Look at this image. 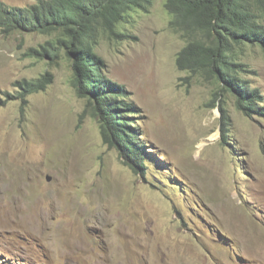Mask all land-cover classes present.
I'll return each instance as SVG.
<instances>
[{"label": "rangeland", "instance_id": "374dc122", "mask_svg": "<svg viewBox=\"0 0 264 264\" xmlns=\"http://www.w3.org/2000/svg\"><path fill=\"white\" fill-rule=\"evenodd\" d=\"M168 22L154 0L95 46L137 111L140 172L102 141L63 51L44 54L52 36L0 30V264H264V118L178 69L187 39ZM238 58L264 99V53ZM38 78L44 89L24 91Z\"/></svg>", "mask_w": 264, "mask_h": 264}, {"label": "trees", "instance_id": "16d2710c", "mask_svg": "<svg viewBox=\"0 0 264 264\" xmlns=\"http://www.w3.org/2000/svg\"><path fill=\"white\" fill-rule=\"evenodd\" d=\"M153 1L36 0L26 7L0 2L2 32L52 36L49 47L41 46L44 54L53 58L59 49L63 51L70 62L71 83L98 122L102 141L114 147L122 163L134 172H140L150 151L136 141L135 106L125 100L124 86L106 76L95 46L99 38L118 36L125 18L134 11L148 10ZM164 8L170 16L169 26L187 39L176 55L178 69L217 82L218 94L230 93L242 114L264 118V99L240 75L245 69L238 58L243 46H257L264 53V0H164ZM46 83L38 78L24 81L22 88L32 93L44 89ZM218 106L222 112L220 140L226 142L229 118L223 101Z\"/></svg>", "mask_w": 264, "mask_h": 264}, {"label": "water", "instance_id": "95a60500", "mask_svg": "<svg viewBox=\"0 0 264 264\" xmlns=\"http://www.w3.org/2000/svg\"><path fill=\"white\" fill-rule=\"evenodd\" d=\"M50 177H48L47 179H49Z\"/></svg>", "mask_w": 264, "mask_h": 264}, {"label": "clouds", "instance_id": "9594fccd", "mask_svg": "<svg viewBox=\"0 0 264 264\" xmlns=\"http://www.w3.org/2000/svg\"><path fill=\"white\" fill-rule=\"evenodd\" d=\"M168 13V12H167ZM169 18H170V16H169Z\"/></svg>", "mask_w": 264, "mask_h": 264}]
</instances>
